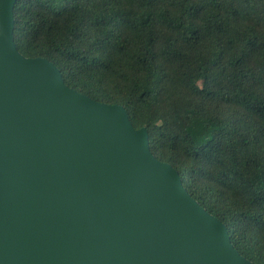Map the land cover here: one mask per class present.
Wrapping results in <instances>:
<instances>
[{
	"label": "trees",
	"instance_id": "trees-1",
	"mask_svg": "<svg viewBox=\"0 0 264 264\" xmlns=\"http://www.w3.org/2000/svg\"><path fill=\"white\" fill-rule=\"evenodd\" d=\"M14 39L122 104L153 154L264 264V0H17Z\"/></svg>",
	"mask_w": 264,
	"mask_h": 264
},
{
	"label": "water",
	"instance_id": "water-1",
	"mask_svg": "<svg viewBox=\"0 0 264 264\" xmlns=\"http://www.w3.org/2000/svg\"><path fill=\"white\" fill-rule=\"evenodd\" d=\"M0 0V264H256L126 108L66 84Z\"/></svg>",
	"mask_w": 264,
	"mask_h": 264
}]
</instances>
